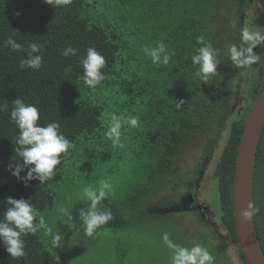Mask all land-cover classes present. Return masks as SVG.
<instances>
[{"label": "trees", "instance_id": "16d2710c", "mask_svg": "<svg viewBox=\"0 0 264 264\" xmlns=\"http://www.w3.org/2000/svg\"><path fill=\"white\" fill-rule=\"evenodd\" d=\"M210 5L211 0H71L67 6L53 8L44 0H0V105L8 106L0 112V216L7 208V197L30 200L41 213L51 210L52 186L61 181L67 164L118 155L125 160L116 165L130 167L129 187L117 205L108 197L102 201L111 208L113 219L101 228L124 232L150 225L161 236L167 233L183 242L175 231L164 229L166 223L158 216L147 213L157 206L150 204L151 199L170 183L168 177L178 168L181 155L191 149L190 154L199 156V168L206 156L202 153L216 144L217 162L207 183L213 187L212 204L219 210L221 223L236 238L232 179L243 122L233 118V125L225 129L224 116L210 115V109L223 102L217 93L218 81L212 77L203 84L194 79L196 66L191 61L201 46L196 38L204 36L207 41L209 36ZM10 36L25 49L31 42L43 46L38 71L19 67L26 53L3 47ZM159 41L174 53L166 66L153 65L143 53L144 47ZM69 46L78 52L65 58L62 50ZM89 47L107 61L102 69L106 79L95 90L81 80L80 59ZM17 97L39 109L41 125L59 122L73 144L55 177L43 185L33 180L25 187L9 170L17 162L13 142L18 129L10 119ZM180 100L184 104L178 109ZM112 113L139 117V127L122 130L123 148H113L104 135ZM118 171L115 168L108 174ZM26 173L23 170L21 177ZM88 203H77L72 209L79 211ZM253 203L259 209L255 226L264 252V130L256 153ZM22 239L26 255L15 259L0 242V264H68V254L55 253L51 239H44L40 232ZM199 243L207 248L205 238ZM213 255L218 257L215 251Z\"/></svg>", "mask_w": 264, "mask_h": 264}, {"label": "clouds", "instance_id": "9594fccd", "mask_svg": "<svg viewBox=\"0 0 264 264\" xmlns=\"http://www.w3.org/2000/svg\"><path fill=\"white\" fill-rule=\"evenodd\" d=\"M44 2L55 8L67 6L71 0H44ZM253 3L257 7H264L260 4V0H253ZM196 43L201 46L196 48L191 57L192 64L196 66L194 79L207 84L217 74L220 60L217 50L205 41L204 36H198ZM258 45L264 47V32L243 27L240 30L239 45L233 44L229 49V58L232 64L238 69H247L257 63L260 55L255 54L253 49ZM3 47L26 53L19 62L21 69L38 71L42 67L43 57L39 55L43 47L41 44L31 42L25 49L21 43L10 36L3 42ZM77 52V48L69 46L62 50V55L67 58L76 56ZM143 53L156 66L168 65L174 55L163 41L157 42L153 47H144ZM106 63V58L95 48L87 49L86 54L80 59L83 70L81 80L85 87L95 90L97 86H102L106 79L102 69L105 68ZM183 104L184 101L180 100L176 102V107L179 109ZM12 105L10 119L18 129V135L13 142L17 162L14 170L11 164L9 170L13 176L24 182L25 187H28L29 182L33 180H38L40 185H43L55 177L57 166L62 163V159L67 156L73 144L61 131L59 122H48L46 125L39 123L40 112L35 105L26 104L19 97L12 101ZM7 110L6 104L0 105V112ZM137 127H139V117L112 113L104 135L107 140L111 141L113 148H123L122 130ZM25 169H27V173L21 177L20 173ZM111 189L112 184L105 179H100L96 186L86 184L81 188L82 198L89 202L87 208L78 211L79 224L83 226L86 236H93L97 229L113 219L111 208L101 207L102 201L109 196ZM6 204L7 208L0 216V242L3 243L11 258L24 257L26 255L25 242L22 237L36 235L38 232H42L46 237H51L52 247H59L60 234L53 231L45 216L30 203V200L7 197ZM258 211L256 205L249 202L241 210L240 219L249 221ZM60 212L64 217L61 221L63 224L70 229L77 227L73 223L74 217L68 208H61ZM162 240L170 249V264H213L214 262L213 255L200 244L192 246L176 244L170 240L167 233L163 234Z\"/></svg>", "mask_w": 264, "mask_h": 264}, {"label": "flooded vegetation", "instance_id": "af4514ba", "mask_svg": "<svg viewBox=\"0 0 264 264\" xmlns=\"http://www.w3.org/2000/svg\"><path fill=\"white\" fill-rule=\"evenodd\" d=\"M260 4L264 5V0H260ZM208 11L212 14V20L209 23L207 41L217 50L220 60L217 74L213 77L218 81L217 93L223 100L220 106L210 109V115L224 116V123H226L224 127L230 129L233 125V118L244 122L258 98L256 96L260 88L262 89L264 47L258 45L253 49L255 54L260 55L259 61L247 69H238L232 64L229 49L233 44L239 45L240 30L243 27L264 32V7H257L253 0H211ZM250 92L253 95H250ZM215 149L216 144L202 153V157L206 156L201 158L203 159L201 160L202 166L199 168L196 166L200 159L191 157L193 154L185 159L187 167L181 166L182 159H180L178 168L172 176L168 177L170 183L162 185L156 197L151 199L150 204L157 206L149 209L147 213L158 216V219L166 223L164 229L169 227L170 231H175L177 237L191 246L196 244L195 240L198 238L202 240L205 238L209 252L218 253V257L212 254L213 264H246L245 261L242 262L236 238L234 239L221 223L219 210L215 207V203L210 204L202 199L203 188L208 184L207 180H211L212 171L217 162ZM209 192L213 197V187ZM173 214H178V216ZM186 214L194 218L184 216ZM172 219H176L177 223ZM193 219H198V223H195ZM168 223L170 225H167Z\"/></svg>", "mask_w": 264, "mask_h": 264}, {"label": "rangeland", "instance_id": "374dc122", "mask_svg": "<svg viewBox=\"0 0 264 264\" xmlns=\"http://www.w3.org/2000/svg\"><path fill=\"white\" fill-rule=\"evenodd\" d=\"M190 150L184 157L182 155L179 157L182 159L180 163L182 167H187L185 159L190 156ZM191 157L197 158L199 156L193 154ZM124 160L125 158L116 155L114 158H100L95 162L92 158L76 165L70 162L67 164L68 168H65L61 181L52 186L55 191L53 193V206L51 210L42 214L53 231L60 234L61 243L56 248L55 253L58 251L66 252L68 264H170V249L163 242L162 233L158 229L150 225H142L143 228L141 229L132 227L124 232H113L99 228L93 236L88 237L84 234L83 226L79 224L78 211L72 209L77 203L87 202L82 198L81 188L86 184L96 186L100 179L108 180L112 184L108 199L117 205L120 199L127 195L129 187L126 184L130 170L129 165H116V161L123 163ZM115 168L120 169V171L113 175L108 174ZM209 186L210 184L204 186L202 199L212 204V195L209 192L211 187ZM68 187H71L69 192L66 191ZM64 189L65 193H63ZM101 207L107 206L101 204ZM61 208L69 209L74 217L73 223L77 225L76 228L70 229L61 222L64 219L60 212ZM173 215L178 216V214ZM184 216L192 217L189 214ZM193 220L195 223L199 221L198 219ZM172 221L177 223L176 219H172ZM40 235L44 239H51L42 232ZM169 238L173 243L191 246L189 243L186 245V242ZM199 239L195 240L196 244H199ZM56 257L59 258L57 254Z\"/></svg>", "mask_w": 264, "mask_h": 264}, {"label": "water", "instance_id": "95a60500", "mask_svg": "<svg viewBox=\"0 0 264 264\" xmlns=\"http://www.w3.org/2000/svg\"><path fill=\"white\" fill-rule=\"evenodd\" d=\"M264 130V90L246 115L239 138L232 179V204L236 243L246 264H264V252L257 237L255 217L240 219V212L253 203L256 153Z\"/></svg>", "mask_w": 264, "mask_h": 264}]
</instances>
